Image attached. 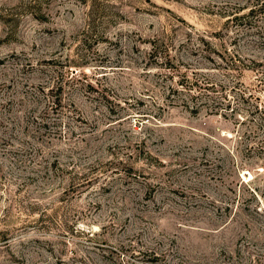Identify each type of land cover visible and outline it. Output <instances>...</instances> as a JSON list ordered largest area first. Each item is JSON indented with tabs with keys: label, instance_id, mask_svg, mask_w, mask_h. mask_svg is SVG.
<instances>
[{
	"label": "rangeland",
	"instance_id": "374dc122",
	"mask_svg": "<svg viewBox=\"0 0 264 264\" xmlns=\"http://www.w3.org/2000/svg\"><path fill=\"white\" fill-rule=\"evenodd\" d=\"M0 264H264V0H0Z\"/></svg>",
	"mask_w": 264,
	"mask_h": 264
},
{
	"label": "trees",
	"instance_id": "16d2710c",
	"mask_svg": "<svg viewBox=\"0 0 264 264\" xmlns=\"http://www.w3.org/2000/svg\"><path fill=\"white\" fill-rule=\"evenodd\" d=\"M252 10H253V8H251V9L249 10V12H252ZM249 12H248V13H246V14H243L242 16H243V17H246V16H248ZM239 18H240V17H239ZM190 89H191V88H190Z\"/></svg>",
	"mask_w": 264,
	"mask_h": 264
}]
</instances>
